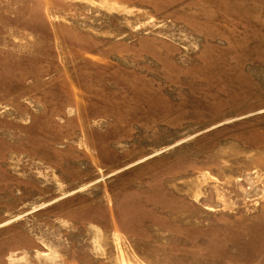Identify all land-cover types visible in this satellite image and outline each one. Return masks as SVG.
Wrapping results in <instances>:
<instances>
[{
  "label": "rangeland",
  "instance_id": "obj_1",
  "mask_svg": "<svg viewBox=\"0 0 264 264\" xmlns=\"http://www.w3.org/2000/svg\"><path fill=\"white\" fill-rule=\"evenodd\" d=\"M0 264H264V0H0Z\"/></svg>",
  "mask_w": 264,
  "mask_h": 264
}]
</instances>
